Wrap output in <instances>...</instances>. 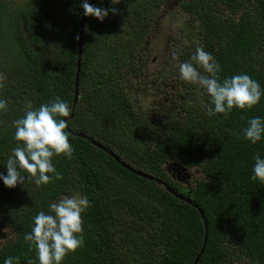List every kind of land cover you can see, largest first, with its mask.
Wrapping results in <instances>:
<instances>
[{
    "label": "trees",
    "instance_id": "16d2710c",
    "mask_svg": "<svg viewBox=\"0 0 264 264\" xmlns=\"http://www.w3.org/2000/svg\"><path fill=\"white\" fill-rule=\"evenodd\" d=\"M177 2L186 20L175 30L178 63L202 47L221 65V80L246 73L264 89V0ZM80 3L0 0V98L8 105L0 112V173L6 174L16 143L12 121L28 101L34 107L57 96L69 101L66 131L88 137L69 133L72 157L53 158L61 179L39 187L26 180L12 189L0 182V264L9 255L19 264L34 260L35 249L23 239L33 216L76 193L90 201L82 213L84 244L62 264H193L202 249L196 264H264V185L250 179L253 155H264V140L253 145L240 136L250 117H264V96L247 113L234 109L209 117V98L178 78L161 84L176 93L170 97L180 96L186 115L167 108L158 119L150 107L136 106L131 93L139 97L157 86L156 73L139 84L147 64L140 61V67L136 53L150 43L168 0H97L93 5L117 12L102 23L85 17L74 103ZM187 91L191 97L184 102ZM167 162L196 171L191 184L180 188L171 180ZM134 167L154 179L135 174Z\"/></svg>",
    "mask_w": 264,
    "mask_h": 264
},
{
    "label": "clouds",
    "instance_id": "9594fccd",
    "mask_svg": "<svg viewBox=\"0 0 264 264\" xmlns=\"http://www.w3.org/2000/svg\"><path fill=\"white\" fill-rule=\"evenodd\" d=\"M91 1V0H90ZM97 0H95V3ZM112 5L120 0H109ZM80 7L85 17L103 22L109 12L117 9L103 8L81 0ZM179 78L193 86L200 96L209 98L206 115L209 117L229 115L234 109L247 113L264 96V89L258 81L246 73L219 77L221 65L211 52L197 47L188 61L178 67ZM5 76L0 73V87ZM8 105L0 98V112L7 111ZM70 102L57 96L47 103L34 107L31 101L24 105L23 115L12 121L13 139L16 142L4 165L6 174L0 173V182L12 189L17 184L31 180L37 187L61 179L53 163L54 157L71 158L74 152L69 142L68 120L71 114ZM240 136L255 145L264 140V117L252 116L240 131ZM250 179L264 185V155H253ZM138 171V170H137ZM90 207L87 196L78 193L64 195L51 201L48 211H38L32 218L31 230L23 234L29 248L35 249V259L27 264H62L64 258L83 246L82 213ZM18 256H6L3 264H19Z\"/></svg>",
    "mask_w": 264,
    "mask_h": 264
},
{
    "label": "rangeland",
    "instance_id": "374dc122",
    "mask_svg": "<svg viewBox=\"0 0 264 264\" xmlns=\"http://www.w3.org/2000/svg\"><path fill=\"white\" fill-rule=\"evenodd\" d=\"M178 12L179 3L177 2V0H168V4L164 6V9L158 16L159 22L157 23V27L152 35L150 43L148 45L145 44L139 50V52L137 51L136 53V57L139 61V66L141 67L140 61H143L144 64H147L145 66V69L142 68L143 74L139 78V84L142 83L144 79L147 80L149 78H152L155 73L159 75V79L157 81V86L155 89L147 88L146 91H141L140 94L144 95L138 97V92H132V101L136 103V106H138V104L141 105L144 110L150 107L149 113L157 114L158 119L163 116L164 110H167V108L168 112L179 113L181 116L186 115V112L181 109V104H183V102L177 100L180 98V96H178L176 100L175 98L170 97V95L176 93L169 94L161 84L165 81L176 83L175 80L179 78V72L175 74V72L177 71V66L179 65L178 59H176V43H173L171 41V37L172 30L178 27L181 28V25H183L186 20L184 19V17H181ZM177 34L178 31L174 34V37H176ZM189 43L192 42H188L187 44ZM133 81H136V79L132 80V82ZM176 86H178V84ZM186 86L189 91V89H191V86ZM188 91L185 94H181L184 95V102H187V99L191 97ZM165 97L170 101H165L166 105L163 103ZM172 101H174L175 104H173ZM134 169L138 170V167H134ZM164 171L171 180L178 184L180 188H185L188 185V182L190 185L196 172L191 171L190 169H186L180 164H171L170 162H167L165 164ZM2 234H4V232H1L0 230V239L2 237Z\"/></svg>",
    "mask_w": 264,
    "mask_h": 264
},
{
    "label": "water",
    "instance_id": "95a60500",
    "mask_svg": "<svg viewBox=\"0 0 264 264\" xmlns=\"http://www.w3.org/2000/svg\"><path fill=\"white\" fill-rule=\"evenodd\" d=\"M89 3H90V4H94V3H95V0H91V1H89ZM84 21H85V16H84V14L82 13V17H81V20H80V23H79V37H78V41H77V42H78V45H79V47H78L79 53H78V60H77L76 79H75V84H74V85H75V88H74V99H73L74 103L76 102V100H77V96H78L77 86H78V76H79V70H80V56H81V46H80V41H81V34H82V29H83V23H84ZM64 119H67V117L64 118ZM68 132H69L70 134H73L74 136L82 137V138H85V139L88 138L87 136H85V135H84L83 133H81V132H76V133H74V132H71L70 130H69ZM90 142H91L92 144H94L95 146H97L98 148H100V149L103 150V146H102L101 144H98V143L94 142L92 139L90 140ZM108 154H110V155H111V156H112L117 162H119L121 166H123V167H125V168L131 170V169L126 165V163H125L124 161H120V160H119L118 156L114 155L112 152H108ZM132 172H134V173L137 174V175L139 174L140 176L145 177V178H147V179H154L152 176L147 175V174L140 173V172H138L137 170H134V169L132 170ZM166 189H167L171 194L175 195V197H177L178 199L183 200V201H185L186 203L195 206L193 203H191V201H190V199H189L188 196H184V195H182V194H180V193H177V192H175L173 189H171L170 187H166ZM199 213H200L201 216H203V214H202V212H201L200 210H199ZM205 239H206V237L204 238V244H203V246H205V243H206V242H205ZM202 252H203V249H202V250L200 251V253L197 255V257H196V259H195V261H194L193 264H196V263H197L198 258H199L200 254H201Z\"/></svg>",
    "mask_w": 264,
    "mask_h": 264
},
{
    "label": "flooded vegetation",
    "instance_id": "af4514ba",
    "mask_svg": "<svg viewBox=\"0 0 264 264\" xmlns=\"http://www.w3.org/2000/svg\"><path fill=\"white\" fill-rule=\"evenodd\" d=\"M168 4V3H167ZM181 17H183L182 15H180ZM163 21H165V20H163ZM182 26V25H181ZM176 29H180V27H178V28H174V30H172V37H171V41L174 43L175 42V40L177 39V37H174V34H175V30ZM0 230H1V232H4L5 231V229H2V228H0ZM5 238V235L4 234H2V237H1V239H0V242H2L3 241V239Z\"/></svg>",
    "mask_w": 264,
    "mask_h": 264
}]
</instances>
